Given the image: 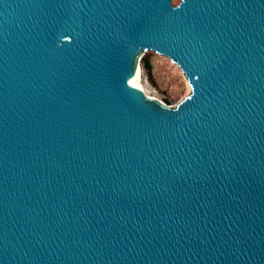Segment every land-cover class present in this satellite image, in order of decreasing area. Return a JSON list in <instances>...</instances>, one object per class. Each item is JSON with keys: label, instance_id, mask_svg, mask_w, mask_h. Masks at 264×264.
<instances>
[{"label": "water", "instance_id": "1", "mask_svg": "<svg viewBox=\"0 0 264 264\" xmlns=\"http://www.w3.org/2000/svg\"><path fill=\"white\" fill-rule=\"evenodd\" d=\"M0 264H264V0H0Z\"/></svg>", "mask_w": 264, "mask_h": 264}, {"label": "rangeland", "instance_id": "2", "mask_svg": "<svg viewBox=\"0 0 264 264\" xmlns=\"http://www.w3.org/2000/svg\"><path fill=\"white\" fill-rule=\"evenodd\" d=\"M181 0H173L178 5ZM141 83L147 96L176 107L191 94L189 82L181 68L169 58L146 52L142 55Z\"/></svg>", "mask_w": 264, "mask_h": 264}, {"label": "bare ground", "instance_id": "3", "mask_svg": "<svg viewBox=\"0 0 264 264\" xmlns=\"http://www.w3.org/2000/svg\"><path fill=\"white\" fill-rule=\"evenodd\" d=\"M131 86L138 88L140 90L144 91L143 85L141 83V66H139L137 73L135 74V76L131 79L130 81Z\"/></svg>", "mask_w": 264, "mask_h": 264}]
</instances>
